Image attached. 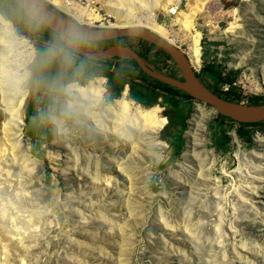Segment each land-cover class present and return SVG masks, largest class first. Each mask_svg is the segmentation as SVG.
I'll list each match as a JSON object with an SVG mask.
<instances>
[{
	"label": "rangeland",
	"instance_id": "374dc122",
	"mask_svg": "<svg viewBox=\"0 0 264 264\" xmlns=\"http://www.w3.org/2000/svg\"><path fill=\"white\" fill-rule=\"evenodd\" d=\"M62 1L68 12L48 4L75 23L99 27L115 20L101 8V0ZM136 1V22H146L152 13L170 25L175 17L163 0ZM177 1L170 6L183 10L192 2L198 10L192 27L186 25L189 32L182 34L202 32V62L198 70L192 66L200 78L236 102L264 104V92L255 86L257 78L264 81V0ZM13 7L21 16L15 0H0V13L12 22L21 41L16 23L2 11ZM233 7L240 8L242 25L226 36L223 30ZM90 9L100 13V21L89 23ZM27 43L31 54L16 68L18 73L14 69L23 74L21 79L0 73V145L6 148L0 154V198L7 203L4 208L0 202V264H264V126L249 129V143L239 136V125L219 122L215 108L199 101L177 105L162 97L158 105L167 122L156 131L143 126L134 132L122 130L104 111L113 130L95 131L87 123L89 127L62 132L55 143L51 136L38 146L28 131L34 116L30 111L41 104L50 123L56 112L68 122L76 119L77 111L67 107L73 96L65 91L70 81L57 76L59 65L47 67L51 77L35 74L32 69L43 73L44 68L35 45ZM113 44L132 47L158 71L184 77L165 49L140 37L118 43L91 41L85 48L96 51ZM208 45L217 51V61L209 58ZM1 46L0 51H6ZM176 46L187 49L181 37ZM19 49L15 47L12 56H18ZM106 59L145 77L131 58ZM209 64L219 78H233L232 86L204 73ZM79 103L74 107L82 108L78 114L91 108ZM178 137L182 152L175 155Z\"/></svg>",
	"mask_w": 264,
	"mask_h": 264
},
{
	"label": "bare ground",
	"instance_id": "6f19581e",
	"mask_svg": "<svg viewBox=\"0 0 264 264\" xmlns=\"http://www.w3.org/2000/svg\"><path fill=\"white\" fill-rule=\"evenodd\" d=\"M46 1L54 5L56 8L63 10L65 12H68L70 10L69 8H67L69 6L63 7L66 4H64L62 0H46ZM160 1L161 0H157V2H160ZM163 1H164L163 7L167 9V10L165 9L167 12H170V9L175 10L174 9L175 6L173 5L170 6L172 1L174 0H163ZM134 2H137V1L136 0H101V4H102L101 8L104 9L105 13L112 16L115 20L112 21L109 25L99 26V27H112V28H129V27H137V26L145 27L149 29L150 31H152L153 33L157 34L158 36L164 38L168 42L174 44L175 46H176L177 38L181 37L182 42L187 44V49L183 51L185 52V54L188 55V58L192 66L196 67V70H198L197 67H200L201 62H202L201 61V47L199 45L202 32L197 31L190 35H188V33L184 35L182 34V31L184 32V30H186V32H189V28H187L186 25L190 23L188 26L192 27V24H193L192 18L196 14V11H198L195 9V6L192 5V2H188L186 4L185 9L183 10L178 9L176 11L175 17H173L170 25H165L163 23L158 22L157 20H155V17H153L152 13L148 16L146 15L147 16L146 22L140 21L141 19L138 20L137 22L134 21L133 19L134 16L132 17V15H134V13L137 10V8L135 7L136 3L134 4ZM143 5L145 6L149 5L153 7V5H151L149 2H145ZM94 11L95 10L93 9L89 13L86 12V18L89 19V23H92L94 20L100 21L101 19L100 13L97 14ZM228 12L230 13L231 21L228 24V26L223 30V33L226 36H230V34H232L233 31H235L237 28H240L242 25L241 19H240L241 12H240L239 7H233ZM77 13H79V11ZM189 15H190V19H189ZM75 18L79 22H84L82 17L79 15H76ZM0 24H1L0 25L1 43L4 44L5 48L7 47L8 51L9 49H11L10 51L11 53H9L7 49H5L6 51H3V52L0 51V62L1 60L4 61V64L0 65V73L2 70L7 72L6 75L3 76V78H6L9 75L11 76L12 74H14V77H16L17 75L16 72L18 70V69L16 70V68H22L26 61L25 56L28 57V54H31V51L28 52L30 47L28 46L27 38L24 37L21 41L16 40L17 39L16 33H15V29H14L12 22L6 19L1 13H0ZM251 25H253V29L258 30V31L261 30L260 28H257V26L254 27L255 24L251 23ZM15 47L20 48L19 52L17 51L19 54L16 57L12 56V54H14L12 50ZM5 61H7L8 63L5 64ZM14 69L16 70V72H14L15 71ZM248 70L251 73H255V68L252 66H249ZM20 75H23V74H20ZM20 75L19 74L17 75L19 79H21ZM14 77H12V79ZM17 77H16V80H19ZM103 81L104 80L101 77L92 78L84 85L71 81L67 86V92L73 96V99L69 100V105L72 108L76 106H80L81 103H79V100H81L83 103L90 104L91 107L97 106L104 92ZM255 86L257 90H261L264 92V81L262 79L257 78L255 80ZM127 89L124 90V93H122L120 97L112 101L111 104H108V107H106V109L104 110L106 115H109V116L111 115V119H112L111 121L115 122L117 127L121 128L122 130H127V131L130 130L134 132L137 130L139 126H143L147 129L151 127L150 129H153L154 131H156L160 129L164 124H166L167 120L165 116L162 117L160 115L161 106H159L158 104H154L149 107L144 106L136 102L135 99L128 97ZM74 109L75 111H78V109L76 108ZM12 115L14 116V114ZM15 117L17 118V116ZM117 131H119V129H117ZM5 150L6 148L4 146L1 147L0 145L1 155L2 153H5ZM3 169L5 170V172L8 171V169H6L5 167ZM0 202L2 203V206L5 208L7 204L6 201L0 198Z\"/></svg>",
	"mask_w": 264,
	"mask_h": 264
},
{
	"label": "water",
	"instance_id": "95a60500",
	"mask_svg": "<svg viewBox=\"0 0 264 264\" xmlns=\"http://www.w3.org/2000/svg\"><path fill=\"white\" fill-rule=\"evenodd\" d=\"M15 1L19 4V0ZM40 2L46 19L45 26L52 29L54 32L60 31L69 25H75L89 36L90 41H108L128 36L146 39L165 49L174 58L184 77L183 79H178L158 71L150 65L138 51L125 44H113L102 50L96 51L82 48L79 52L80 56L94 60L106 59L110 56L131 58L138 63L139 67L146 74L187 92L196 100L215 108L217 112L223 116L230 117L236 122L243 123L264 121V104H246L232 101L212 90L195 72L188 55L185 54L182 49L149 29L139 26L129 28L86 26L75 23L60 15L50 7L48 1L40 0Z\"/></svg>",
	"mask_w": 264,
	"mask_h": 264
},
{
	"label": "trees",
	"instance_id": "16d2710c",
	"mask_svg": "<svg viewBox=\"0 0 264 264\" xmlns=\"http://www.w3.org/2000/svg\"><path fill=\"white\" fill-rule=\"evenodd\" d=\"M16 4L19 7V4L16 2ZM8 18H10L14 23H16L17 31L20 35H24L27 38H29L35 45L38 51V57L40 60V56L42 51L45 49L47 44L51 41L53 30L48 28L47 26H44V28H35V27H29L24 20L22 19V16L18 15V10L14 7L9 10H2ZM11 13V14H10ZM17 16V17H16ZM46 28V29H45ZM48 30V31H47ZM130 37H120L115 38L113 40L108 41H95L98 44H103L105 42H112V43H118L121 39H129ZM136 65L139 67L138 63L135 61ZM41 64V62H40ZM98 64H101L100 66H97ZM52 66V65H51ZM102 67V68H101ZM41 68H44V72H40L38 69H35V74L42 77H51V73L49 74V70H47V67L41 66ZM46 69V70H45ZM99 69H102L101 75H104L110 79V82L113 85H115L113 88L117 90L116 96L117 98L121 96V92L124 90L126 85L130 86V97L135 99L138 103L144 105V106H152L154 104H160L159 99L164 97L166 100H169L171 103L177 104V105H187L189 106L192 104L193 101H198L195 98H193L190 94L187 92L172 86L170 84H167L165 82H162L158 80L157 78H154L148 74H146L140 67L141 71L144 73L145 77H141L140 75H137L133 70L127 69L120 64H114L111 65L110 62L107 59H89L83 56L78 55L76 64L69 69L68 71H62L60 66L57 76H62L67 81H78L80 84L84 85V83L92 78L94 75H98ZM204 73L210 75L214 79H220V81H224L232 86L233 78L227 79V78H219V76H216V72L214 70V66L212 64L206 65L204 68ZM45 74V75H44ZM100 75V74H99ZM223 79V80H222ZM219 94L222 95L220 92ZM227 99L233 100L230 97H226ZM257 100L259 98H256ZM234 101V100H233ZM200 102V101H199ZM256 104V103H255ZM221 120L219 121L222 125L225 124V122L229 123H236L239 125L237 131L241 138H246V140L251 143L252 138L249 129L250 128H257L264 126V121L260 122H252V123H243V122H236L232 118L223 116L222 114L218 113ZM168 119L172 118L171 113L167 115ZM182 138L178 137L174 142L173 146L175 148V155H180L182 152Z\"/></svg>",
	"mask_w": 264,
	"mask_h": 264
},
{
	"label": "crops",
	"instance_id": "0c3cea01",
	"mask_svg": "<svg viewBox=\"0 0 264 264\" xmlns=\"http://www.w3.org/2000/svg\"><path fill=\"white\" fill-rule=\"evenodd\" d=\"M214 37L216 38L217 36H214ZM208 46L211 47L209 50L210 53H209V51L207 53L209 58L217 61V58H218L217 51L213 49L214 47L212 48L213 45H208ZM216 48L217 47H215V49ZM214 60H210V61H214ZM100 65L101 64H98L97 66H100ZM98 71H99L98 75H96V76L94 75L92 78L101 77L104 80L103 81L104 92L102 94V97L100 98V102H99L98 106H96L94 108L93 107H91V108L86 107L88 109L84 110V112H81V114H78V111H82V108L80 110H78L76 113L77 117L75 120L70 119L68 122H66L67 117H61V115L59 114L60 112H58V113L56 112L53 115H51V123L47 122V120L45 119V115H43L42 111L44 108L43 107L41 108V104L39 106H37V108L35 110L30 111V113H32L34 116H32L33 120H29L28 131L33 136V138L35 139L36 145L44 146V142L46 140H48V138L51 136L53 138V140H52L53 143H55L57 139L60 140V134L62 132L66 131L67 129L69 132H71V131H73V129L77 128V126L89 127L87 123H90L91 127L95 131H104V130L107 131V127H110V126H109L107 119L102 115V113L106 109V107H108V104H111L112 101L117 99V96L112 91L113 89H115V88H113L115 85H113V87H112V83L110 82V79L104 75H101L102 73H100V72H102V69H99ZM92 78L90 77V79H92ZM70 82H68L66 84L65 91H67V86ZM72 82H76V83L80 84L78 81H72ZM125 89H127V92L129 94L130 93V86L126 85L124 90ZM124 90L121 92V94L124 93ZM109 97H112V99H110ZM110 100H112V101H110ZM67 107L69 110L74 109L69 105V100L67 103ZM80 119H83L86 122L83 123V122H81ZM103 123L106 124V126H105L106 128H103V125H102ZM51 125H52V127H54L55 132H54V130H52V128H50ZM110 125H111L110 128L113 130V125L112 124H110ZM51 130L53 131L52 135H51Z\"/></svg>",
	"mask_w": 264,
	"mask_h": 264
},
{
	"label": "clouds",
	"instance_id": "9594fccd",
	"mask_svg": "<svg viewBox=\"0 0 264 264\" xmlns=\"http://www.w3.org/2000/svg\"><path fill=\"white\" fill-rule=\"evenodd\" d=\"M19 11L29 27L39 29L45 26L40 0H19ZM90 43L89 36L75 25L53 32L51 41L41 53V65L49 67L58 64L62 71H68L76 64L80 50L90 46ZM52 87H56L55 81Z\"/></svg>",
	"mask_w": 264,
	"mask_h": 264
},
{
	"label": "built area",
	"instance_id": "2783aa9c",
	"mask_svg": "<svg viewBox=\"0 0 264 264\" xmlns=\"http://www.w3.org/2000/svg\"><path fill=\"white\" fill-rule=\"evenodd\" d=\"M175 10H172V9H170V14L171 15H175L176 14V11L178 10V7H175L174 8ZM0 31H1V27H0ZM20 35V34H19ZM20 36H22V38H24V37H26V36H24V35H20ZM27 38V37H26ZM28 39V41L29 42H32L29 38H27ZM33 43V42H32ZM34 44V43H33ZM1 48H2V46H1V40H0V50H1Z\"/></svg>",
	"mask_w": 264,
	"mask_h": 264
}]
</instances>
